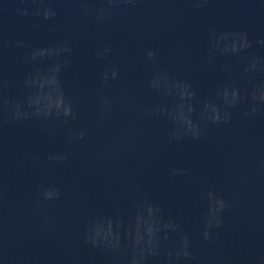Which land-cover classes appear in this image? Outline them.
<instances>
[{
    "label": "clouds",
    "instance_id": "obj_1",
    "mask_svg": "<svg viewBox=\"0 0 264 264\" xmlns=\"http://www.w3.org/2000/svg\"><path fill=\"white\" fill-rule=\"evenodd\" d=\"M120 3H125L128 5L135 6L137 3V0H107V4L109 8L119 5ZM26 14V13H25ZM38 15H43L44 19H49L55 15V12L52 11L50 8L45 7L42 12L38 11ZM104 14L103 12L100 14L98 19H103ZM231 35L233 37V43L231 44L230 47L226 46L223 51L229 54H236L238 52H242L245 49L251 47V41H249L247 37V33L241 32L239 34H225L218 39H227L228 36ZM238 37L239 43L236 42V39ZM215 43V41H214ZM258 44H264V40H258ZM57 52L63 51L65 53H70L71 49L67 46L64 45L62 47H58L56 49ZM110 52L109 48H105L103 52L98 53V56L103 57L107 55ZM39 55L43 56L44 55V50H40ZM147 59L152 60V58L155 56V52L153 50H149L147 52ZM257 61L254 59L253 63L245 69V71H250L256 67ZM56 71L59 72V67L56 68ZM119 73L113 69L111 72H105L102 76V82L107 86V81L109 77L113 80H115L118 77ZM158 81L159 77H154L152 81H150V86L153 88H156L158 86ZM26 84H35V80H30L25 82ZM165 83H167V78H165ZM178 87L180 93H181V98L184 100L185 97H188L191 99L195 93L191 91V85L186 83V82H178L176 84ZM222 96L224 98H227L229 96V91L227 87L223 90ZM239 99V92L235 87H232L231 90V101L229 102V106H234L237 100ZM253 99H259L261 101H264V91H261L259 96H253ZM18 107L19 105H13L12 107V112H13V119L19 118L20 113L18 112ZM207 105H205V110H207ZM55 110V115L57 117H63L65 120L67 119H75L76 114L72 108L71 101L67 100L64 96L63 93H60V98L59 102L56 105H48L44 108L43 110V115L45 117L49 116L52 114V110ZM155 111L159 112L160 109L157 108ZM192 107L191 105L188 106V112L191 113ZM256 109H252V114L256 113ZM100 113L101 115H106V114H111V101L108 99V97H103L101 104H100ZM37 116L41 114V110L39 108L36 109ZM27 115V114H25ZM230 117L228 115H225L221 117L218 113V110L213 107L212 108V115H211V120L213 123H220V122H228ZM174 120H180L184 124L191 125L193 131V139H198L199 136L196 133L195 129L197 128L196 125L192 124L191 120L188 118V116H185L183 113L180 115V117H177V113L174 117ZM180 136L173 135L171 137L172 140H178L180 139ZM71 139L74 140H83L84 139V132H78L75 133ZM49 160H66L67 155H60V156H49ZM186 170L184 169H174L172 174L173 175H182L185 173ZM59 191L50 189V188H42V196L44 199L51 200V199H57L59 198ZM202 195H206L207 200L209 202V210L208 214L205 217L204 221V227L202 231V238L205 241H208L212 239V231L213 229H219L223 224H224V219L223 216L221 215L226 208L229 207L228 201L220 197L217 193H214L212 191H208L206 194L202 193ZM145 204L147 205L146 207V212L149 214L151 220L155 221L156 226L150 228L147 232L144 233L142 236L137 230L135 237H134V243H133V251L136 253L133 255L131 260L129 261V264H144V261L147 256H153L158 254V249L160 248L161 242L157 238V233L159 232L160 228L159 225L161 224L160 218H158L157 214L161 212V209L158 206H154L151 203H148L145 201ZM177 225H174L171 220L163 224V228L165 229H175L177 228ZM85 242L91 244L93 247H107L112 250H117L119 249V235L117 234L115 238H113V232H112V224L111 221H109L108 225L106 228H102L99 225L94 226L91 231L85 233ZM143 245V247H139L138 252H136L137 246ZM190 245V241L188 237H183L181 240V247L179 250L173 253L168 254V260L171 261V264H178V261L181 258L188 259L191 258L192 253L188 251ZM137 256L139 257V261H137Z\"/></svg>",
    "mask_w": 264,
    "mask_h": 264
}]
</instances>
